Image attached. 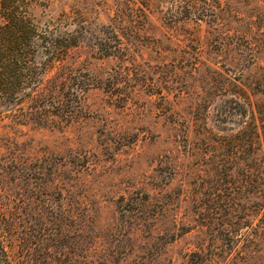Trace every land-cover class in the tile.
Wrapping results in <instances>:
<instances>
[{
	"label": "rangeland",
	"instance_id": "1",
	"mask_svg": "<svg viewBox=\"0 0 264 264\" xmlns=\"http://www.w3.org/2000/svg\"><path fill=\"white\" fill-rule=\"evenodd\" d=\"M29 11L77 44L0 104L11 264H264V0Z\"/></svg>",
	"mask_w": 264,
	"mask_h": 264
},
{
	"label": "trees",
	"instance_id": "2",
	"mask_svg": "<svg viewBox=\"0 0 264 264\" xmlns=\"http://www.w3.org/2000/svg\"><path fill=\"white\" fill-rule=\"evenodd\" d=\"M34 1L0 0L5 21L0 24V104L34 98L45 77L77 44L73 31H54L53 25L39 31L33 18H29ZM57 89L55 84L43 98L62 103ZM0 257L3 264H11L1 242Z\"/></svg>",
	"mask_w": 264,
	"mask_h": 264
}]
</instances>
